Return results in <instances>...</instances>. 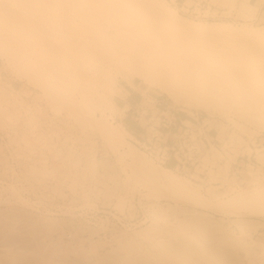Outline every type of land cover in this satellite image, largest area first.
Returning <instances> with one entry per match:
<instances>
[{"label": "bare ground", "instance_id": "bare-ground-1", "mask_svg": "<svg viewBox=\"0 0 264 264\" xmlns=\"http://www.w3.org/2000/svg\"><path fill=\"white\" fill-rule=\"evenodd\" d=\"M70 1L73 4L71 15L77 19L79 17L81 25L85 23L93 33H104L110 37L116 55L113 67L131 88L136 92H143L142 95L155 89L192 115L204 112L210 118L224 116L235 128L230 129L231 132L227 131V126L221 123L218 136L225 142V146L228 147L229 143L234 146L235 143L236 156L243 148L246 152L243 156H252L255 152L260 162V166L253 163L246 166L240 183L231 176V166L225 170L228 162H221L227 158L229 151L225 152L224 149L223 153L215 146L202 156L200 166L197 167L198 174H192L189 178L174 167L162 165L138 147L134 141L138 143L141 139H135L122 121H118V112L123 109L117 106L116 101L110 102L109 95L119 96L124 93L108 73L104 74V83H84V88H81L77 77L69 78L55 71L45 73L42 70L37 73L40 68L33 67V62L25 55L26 50L21 51L26 61L21 63L12 48H6V38L2 34L5 29L0 23L2 56L32 86L15 88L10 82L2 83L0 74V88L7 86L11 95L7 97L9 94H5L4 89V93L0 92V116L1 113L5 114L2 115L5 123L0 125L1 128L5 129L8 123L20 124L23 127L22 140L32 151L42 143L35 137L25 136L31 133L26 127L32 123L37 125L43 123V120L51 119L43 117L45 114L41 112L42 106L33 107V101H26V98L30 99L35 94L33 87L36 86L44 96H40L37 88L34 98L46 97L53 109L62 105L78 122L90 125L92 131L98 132L102 138L99 139L112 149V153L120 152V161L123 167L125 165L123 171L130 168L136 180L134 183L147 191L146 198L151 197V201L145 205L143 203L148 223L120 235L117 239L118 247L113 251L102 253L93 245L91 251L87 252L90 254L89 259H92L89 264H255L250 258L253 243L248 241L250 239L242 238L264 228V147L261 149L257 144L264 134V25L249 27L246 23L235 25L231 22L190 19L167 0ZM217 1L230 10L239 7V13L246 21L254 20L260 11L258 4L264 3V0H243L236 7V0ZM57 14L56 16L61 15ZM73 17L70 18L74 20ZM259 20L258 25H262L264 12ZM75 23L80 25L78 21ZM114 98L111 97V101ZM142 104L143 100L135 107H142ZM108 108L113 110L106 112ZM126 110L123 113L130 111ZM143 113L148 114V110L143 109ZM233 117L246 124L235 121ZM145 121L148 124V120ZM198 121L202 123L200 119ZM22 122H26L27 126H22ZM142 123L139 122L143 126ZM186 123L189 127H194L190 122ZM53 125L54 123L51 131L54 133L53 128L56 127ZM158 125L155 123L154 127ZM154 127L147 129L156 130ZM72 155L70 154L71 158ZM83 155H89V158L90 152ZM94 156L91 155L90 162L85 161L86 166H83L81 158L76 159L79 163L75 160L74 164H66L65 161L58 160V151L55 150L51 167H30L27 172L30 173L31 170V174L36 177L52 179L61 185L70 178V186L73 189L80 188L84 195L91 192L96 198L102 196L108 201L115 200L113 205L120 213H124L126 209L132 210L135 201L130 200L129 196L132 194L129 195V191L136 186L131 182L132 175L128 177L130 181L126 180L125 188L121 187L117 174L106 172L108 169ZM2 162L4 158L0 148V163ZM222 165L225 173L220 170ZM74 167L76 168L72 170ZM63 170H67L68 175L66 172L60 174ZM6 171L0 172V181H5ZM202 173L204 176H201ZM21 191L22 188L15 181H7L0 187V204L10 207L15 203L28 205L20 197ZM2 192L7 195L4 196ZM88 201L85 202L86 205L94 208V204H89ZM37 217L50 219L44 215ZM227 217L235 219L233 223L239 229V236H234L232 226L227 225ZM76 248H71V253L80 252L81 246ZM13 250H2L0 264H75L74 261L69 262L70 252L54 250L59 257L55 254L49 257L45 251L40 255L39 252L34 254L21 249L22 252ZM261 253L264 257V241ZM53 255L56 256L54 259L59 260H54L51 257ZM63 256H67L66 261L62 259Z\"/></svg>", "mask_w": 264, "mask_h": 264}, {"label": "rangeland", "instance_id": "rangeland-1", "mask_svg": "<svg viewBox=\"0 0 264 264\" xmlns=\"http://www.w3.org/2000/svg\"><path fill=\"white\" fill-rule=\"evenodd\" d=\"M65 1L66 0H56V1L42 0L41 2H36L33 0L0 1V23L3 25L1 26L5 29V32H3L2 34L6 38V48H12L19 62L25 61V58L22 57L21 51L24 50L25 52L26 50L27 54L25 55H27L26 57L30 58L31 62H33V67L40 68V71H38L37 73L41 72L42 70L45 73H53L55 71L57 72V74L59 75L62 74V75L68 76L69 78L77 77L81 82L80 84L83 86V87L81 86V88H84L85 87L84 85L87 83L89 84L104 83V74L108 73L110 78L117 81L116 83L118 84L119 87L122 88L123 91L125 89L129 91H135L125 81L121 79V77L118 75V73L113 67L114 66L113 63H114V59L116 55H115V48H114L115 46H114V43L110 41V37H107L104 33H100V34L93 33L92 31H90L91 28L84 25L85 23L83 22H82L83 24L81 25L80 23L81 20L79 19V17L77 19V17H73V15H71L72 10H73L72 1L70 0L68 2H65ZM241 1L243 0H236V6H239L240 3L238 2H241ZM258 5L260 8V11L254 17V20L259 15L262 16L264 12V9H261L262 4L259 3ZM238 10H239V7H238ZM55 12L56 14L58 13L57 15L59 14L61 15L56 16ZM70 17L71 18L73 17L75 21L71 19ZM254 20L252 19L251 21H254ZM77 21L78 23H80V25L75 23ZM263 21L261 23H263ZM220 22H229V21L221 20ZM258 22H260L259 19L257 23L252 24V23L247 22L246 24H248L249 27L251 26L262 27L264 25V23L262 25H258L259 24ZM0 74L2 76V81H1L2 83L8 84L7 82H10L13 84L15 88H20L22 85H25V86L27 85L28 87L30 86L27 84V80L25 78H22V76L20 77L19 72L10 65V63L5 57L2 56L1 52H0ZM6 87L7 86H5V88H2V89L0 88L2 90V91L0 90V92L2 93L5 92V94L6 93L9 94V91L8 89H6ZM33 88H35L36 90L38 87L34 86ZM35 90L33 91L35 94L34 95L32 94L30 96V99L26 98L27 99L26 101H29V102L33 101L32 102L34 105L33 107H36L37 105L42 106L41 112L45 114V115L43 114L44 115L43 117L45 118L48 117L51 119L53 118V123H54L53 127L54 126L56 127V129L53 128L54 134L55 135L62 134V138H64V141H66L67 145H71L77 151V153L74 154L73 151L70 150V152H68L67 155H64L65 159L74 164V161L77 158H79V160L81 158L83 166H86L87 164L85 161L87 160V163L88 161L90 162L91 155L94 156L96 153V156H94V158L101 161V164L104 165L103 167H106V169H108L106 172H109L112 175L117 174L116 178L118 179L121 187L125 188V186L127 185L125 184V182L126 180L130 181L128 180L129 179L128 177H131L132 171L130 168H126V171H123L125 169L124 168L125 165L123 167V164L120 161V158H119L120 152L119 154L117 153L115 154L114 152L112 153L111 151L112 149H109V147L105 145L103 140L101 141L102 138L98 132L94 130L92 131L90 129L92 128L90 125L87 124L88 126H86V124L78 122L76 118L73 117V115H71L67 110L63 108L62 105H60V107L57 109L55 108L53 109L49 101L46 100L47 99L46 97L45 98L44 97L34 98L36 96ZM37 91L39 92L40 96L43 95V94L41 95L42 92L40 89ZM135 93H139V95H141V101L143 100L142 108L145 111L148 110V112H150L151 110L149 109H153V112L155 111L153 115H154V118H157L155 119L156 124H159L160 122L161 112H170L168 114L170 116L174 114L176 117H178V119H183L187 117L189 118V120L193 121V123L194 122L196 123V120L200 119V121H204L205 123L209 125L210 127L209 129L215 128L218 131V134H219V128L221 126V123L227 126V131L231 132V130L233 129L235 130V128L232 127L234 125H231L232 123L227 122L224 116L216 115L214 118H210L204 112L203 113L197 112L195 115H192L188 113L187 111H183L182 107L175 105L172 102V100H170L167 96L161 95L160 92L155 89L148 91V94L146 95L144 94L142 95L143 92H135ZM10 96L11 95L9 94V96L7 97H10ZM113 96L115 98L114 100L112 99L111 101V97ZM113 96L109 95L110 102L116 101L117 106L120 107V109H123L122 111L118 112V116L120 117L118 121H122V118L125 116V114H128L125 112L123 113V111L126 109H129V106L124 107L121 105V102L119 101V99L124 98V94H120L119 96L115 94ZM158 108L160 109V111H158ZM112 110L113 109L108 108L106 112H110ZM133 111L130 112L129 114L130 116H134V115L136 116V114H134ZM2 115L4 116L5 114L1 113V116ZM97 115L100 116V113H97ZM144 115L145 114H143L142 116L141 122H143L142 123L143 125H146L147 121H145ZM2 117L0 118L1 120H2ZM236 118L233 117L235 121L238 120L239 122H241L238 118L237 119ZM3 119H4L3 122H1L0 120V123H1L0 125L5 123L4 122L5 117H3ZM241 123L246 124L243 121ZM247 126L251 127V125L249 124ZM83 128H86V129H83ZM57 130L58 131L61 130V131L58 132ZM240 135L243 136L242 134ZM262 135L263 136L259 138L258 140L259 142H260V139H264V134ZM244 138L248 140L247 137H244ZM129 139L132 140L131 138ZM218 139H219L218 140L219 147L220 148L223 147L222 152L224 153L223 151L224 149L226 150L225 152H227V150L229 151L227 158L221 161L222 163L228 162L227 163L228 165L226 164L227 169H225L227 171L228 169H230V166H232V164L236 162V159L241 155H245L246 152H244L245 149L243 148L242 150H240V154L236 156L237 152L235 151V149L237 146H235V143H234V146H232V144L229 143L227 144L229 146L226 147L225 142L222 140V138H219L218 136ZM222 141H223V144H222ZM91 142L94 143V145ZM134 142H137V141H134ZM96 145L98 148L96 147ZM95 150H97V152H95ZM242 151H243V154H242ZM89 152H90L89 158H88L89 155L88 156L83 155V154H88ZM69 153L71 155L73 154L72 158ZM64 156L62 155V157ZM85 156H87L89 160L86 159ZM66 157H69L70 160ZM59 159L60 157L58 158V160ZM233 159H235V161H233ZM225 160H228V161L225 162ZM119 161L121 164H119ZM100 165L98 166L99 169L101 167ZM171 165H173L172 162H170L168 166H171ZM224 166L220 170L221 171L223 170V172L225 173L226 171L224 170ZM98 167H97V170H98ZM81 170L83 169L81 168ZM97 170L93 174H95ZM62 172L64 173L66 171L63 170L60 172V174ZM84 174L85 173H83V175ZM130 179H131V182L132 181L133 183L136 182V180L133 178V175H132V178ZM134 185L137 186L136 183H134ZM132 189L129 191L130 192L129 195L132 194L131 195L132 197L129 196L131 198L130 200L131 201L133 200L132 202L134 201L138 202L140 199L142 202H145L144 203L145 205L149 201H151L150 199L151 197H148L149 199L145 197V195L148 196L147 191L143 189L142 187L137 186L135 189H133L134 190L133 193H131ZM4 192H2V194L6 196L7 193H4ZM142 194H144V196ZM20 195L19 196L24 199L23 195L22 194ZM100 197L102 199V202H99V201L94 202L91 200L88 201L86 199L84 200V203L88 201L87 203L91 204L92 202V204H94V208H92V205L91 206L89 205L88 207L87 206L88 204L87 205L86 203L84 204L85 208H87V215H88L86 219L91 221L90 222L91 224H88V225H92L93 223L97 224L98 222H100V218L108 215L107 211H110V208H109L110 205L115 203V200L108 201L102 198V196ZM113 197H114L113 199L116 198L115 195ZM141 197H144L146 199L141 198ZM13 207L7 206L4 203L0 204V254L2 253V250L4 248H10L11 250L14 249L13 250L14 252L15 251L22 252L21 250H23L24 252H28V253L39 252L40 255H42L45 251V254L47 253L48 254L47 256H49L51 254H55L54 249H52V246H53L52 241L57 239L58 236L62 235L64 233V230L76 229L74 233H76L80 237L78 238L76 236L77 243L81 246L83 250L79 248L80 252H77V254L69 253L68 257L71 260L69 261L67 258V261L69 262L74 261L75 264L92 263L90 261L92 259L91 258L89 259V255H85L86 250H84L83 246H86V242L79 241V239H87L88 236L85 235V234H88L87 230L84 233H82L81 230H79V227L71 228L70 226L72 225V223L69 222V220L59 218V217H49L50 219H47V218L43 219L39 217V219H37L38 218L37 216H40V215L33 213L30 207H28V205H24L21 203H15ZM226 220H227V225L232 226V229L234 230V236H239L240 235L239 229L233 223L235 219L227 217ZM92 227H96V226H92ZM98 228H100L103 231L101 227H98ZM99 233L100 231L95 232V233H93V231L89 232V234H92L95 237ZM242 239L244 240L250 239L248 241L253 243L251 250H250V258L254 261V263L264 264V257L262 256V253H261V244L264 241V228L260 229L256 233H251ZM61 246L63 247V245ZM61 246H55V248L58 250L65 251V249H59L61 248ZM74 247L76 246H73V245L71 246V248H74ZM95 248H96V245H95ZM98 250L100 249L98 248ZM41 252L43 253L41 254ZM56 256L53 255L51 257H53L54 259L56 258ZM65 257L63 256L62 259L63 260L65 259L66 261ZM54 260L58 261L59 259L57 258Z\"/></svg>", "mask_w": 264, "mask_h": 264}, {"label": "built area", "instance_id": "built-area-1", "mask_svg": "<svg viewBox=\"0 0 264 264\" xmlns=\"http://www.w3.org/2000/svg\"><path fill=\"white\" fill-rule=\"evenodd\" d=\"M181 14L196 20L208 21H229L235 25L243 23H257L261 17L259 15L254 21H246L239 14L238 7L231 9L224 6L222 2L217 0H167ZM261 9H264V3ZM259 23V22H258ZM159 109V108H158ZM160 111V109H159ZM135 122H141L143 116V108H134L133 111ZM170 112H161L160 122L157 127L155 118L151 110L144 115L148 120L146 127L143 126L145 135L141 137L140 142L135 144L143 151L151 156L155 161L162 165L168 166L173 163L175 170H178L186 177L192 174H198L197 167L200 166L202 156L212 147L222 151L218 144V131L215 128L209 129V125H205L204 121L200 123L196 120V124L188 126L182 119H178L174 114L168 115ZM52 119L43 120V123H32L26 127L31 133L25 134L28 137H35L42 143H39L35 151H32L25 142H23V127L20 124L8 123L6 128H0V148L4 162L0 163V172L7 170L5 181H0V187L7 181H15L22 188V194L28 203L31 211L38 215L48 217H59L72 223L71 228L79 227L82 233L88 231L87 239H79L85 241L84 250L91 251L93 245L107 252L117 246V239L120 235L127 234L132 230L144 226L148 223L147 213L143 208V203L135 201L132 210L126 209L124 213L118 212L114 205H110L108 215L100 218V222L92 225L87 218V208L84 206V199L94 202H102L101 197L96 198L93 193L84 195L82 190L73 189L70 186L72 179L68 178L61 185L52 179H43L28 173L30 167L38 169L47 165L52 166L53 151H58V157L67 155L70 150L74 154L76 149L71 145H67L61 135H54L51 131ZM22 126H27L26 122L21 123ZM147 127H154L156 130L149 131ZM153 128V129H154ZM261 138V137H260ZM264 139H260L257 143L262 149L264 147ZM59 160L69 162L65 157H60ZM247 163V164H246ZM253 163L255 166H260L257 154L254 152L252 156H239L231 166V176H234L236 181L240 183L243 179V173L246 166ZM75 168H72V170ZM68 171L66 170V174ZM201 176H204L202 173ZM90 189L87 187V191ZM137 202V203H136ZM77 221V222H76ZM96 226V227H92ZM101 227L103 231L98 228ZM90 229V230H89ZM76 229L64 230V233L52 241V249L58 250L55 246H61L59 250L70 252L71 246L80 247L77 243ZM100 231L95 237L89 234ZM68 240V241H66ZM85 251V255H89Z\"/></svg>", "mask_w": 264, "mask_h": 264}, {"label": "crops", "instance_id": "crops-1", "mask_svg": "<svg viewBox=\"0 0 264 264\" xmlns=\"http://www.w3.org/2000/svg\"><path fill=\"white\" fill-rule=\"evenodd\" d=\"M136 91H129L127 89H125L123 91L124 93V98L119 99V101L121 102V105L126 107L129 106V112L128 114H125V116L122 118V123L125 126L126 130L132 135L134 136L135 139H141L142 134L144 132L143 126L140 125L139 123L135 122L134 120V116H130V112L134 110L135 106L141 102V95H139V93H135ZM185 123L188 121L190 122L192 125L195 124V122L193 123V121L189 120V118L185 117L182 119ZM187 125V123H186ZM169 168L173 167V165L168 166Z\"/></svg>", "mask_w": 264, "mask_h": 264}]
</instances>
